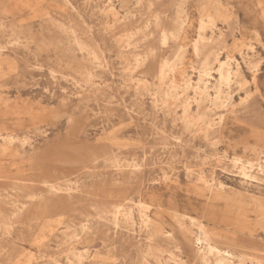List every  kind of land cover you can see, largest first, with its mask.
Segmentation results:
<instances>
[{
	"label": "rangeland",
	"instance_id": "374dc122",
	"mask_svg": "<svg viewBox=\"0 0 264 264\" xmlns=\"http://www.w3.org/2000/svg\"><path fill=\"white\" fill-rule=\"evenodd\" d=\"M181 44L184 73L160 74ZM211 47L240 68L218 104ZM233 198L264 205V0H0V264H143L142 205L163 263L178 250L161 232L193 264L202 227L264 264V220Z\"/></svg>",
	"mask_w": 264,
	"mask_h": 264
},
{
	"label": "bare ground",
	"instance_id": "6f19581e",
	"mask_svg": "<svg viewBox=\"0 0 264 264\" xmlns=\"http://www.w3.org/2000/svg\"><path fill=\"white\" fill-rule=\"evenodd\" d=\"M155 15H157V14H155ZM155 15H154V17H155L154 25L158 26L162 30L161 19L159 18V16H155ZM212 22H213V19L211 18V16L210 15L206 16V19H202L200 21V29L205 28L208 24H211ZM140 32H142L141 34H143L144 30H140L138 33H140ZM183 33H184L183 23L177 22V24L175 25V30L172 31L170 34H171L172 38L177 39V38H180V36ZM163 40H165L164 35H163ZM211 44H212L211 41H207V38H205L203 35H199V38L193 42V45H192L193 52L197 56L198 52L202 48H204L205 46H209ZM234 51H235V49H234ZM184 53H185V51H184L183 45L181 44V45L177 46L176 50L173 52L172 56L169 57L168 62L161 65V68H160L161 73L160 74L164 75V74H167V72L171 73L172 75L174 73H177V74L184 73V70L182 68L183 61H184ZM212 64L214 66H212ZM212 69H215L216 78H215V83H214L215 92H214V95L210 98V101L213 104H218L221 102L223 97H226V94H227V96L230 95V92H229L230 89L227 90L228 92L227 91L223 92V90L226 89V86L228 88L230 87L229 85L232 84V83L230 84V81L232 79L237 78V76H238L237 74H239L240 68L238 67V65H236L234 68L231 67L230 62H228V60L222 61L219 58V54H218L217 50H215L214 47H211L209 49V51L206 52V56L204 58L203 65H202L200 73H199V78L202 79L204 77L211 76V70ZM232 81H234V80H232ZM224 86H225V89H222V87H224ZM196 88L199 89L198 93H199L200 97L209 98L208 97L209 94L206 90V88H207L206 84L202 85V84L197 83ZM248 167H252L251 162H247V165L241 166V172L240 173L245 178L251 177L250 175H248V172L246 171ZM214 195L218 196L219 194L217 192H214ZM217 198H220V197H217ZM225 203H226L228 210L234 209V211L236 213L237 220L243 221V220L248 219V212H255V213L261 215V217H260L261 220H264V216H263L264 215V205L261 201L260 202L254 201L252 203V207H250V208H248L249 207L248 202L245 203V201H243L241 198H237V199L233 198L230 200H225ZM119 209L120 208H118L117 210H119ZM128 209H129V211H125L124 213L122 212L123 213L122 216H124L125 218L131 217L130 216L131 215V212H130L131 209L130 208H128ZM146 212L147 211H145V209L143 208V205H142V208L140 209V218H141L143 230H145V232L147 234V238L149 240L148 249L146 251L147 254L143 257V264H149L147 261L148 255H152L155 258H157V260L159 261L158 264H166L165 262L163 263V261H160V258H159V257L163 256V254H155V252H154L156 250L155 248L158 247V244L156 243L157 242V236L156 235H158V234H156V232L152 230V226H153L152 224L156 220L154 218H152ZM203 229L204 228L200 227L198 229L196 235L194 236V239H193V243H192L193 245H198L201 243L204 244V247H198L196 249V251H195V257H196L195 261L196 262H193V264L194 263H196V264H236L234 261L235 260L234 258L236 257V255L233 252H230L229 250L223 252L222 248H219L216 245L213 246L212 241L215 242L216 238L208 236L206 234V231H204ZM237 229H240L241 232L237 231L236 234H234L235 233L234 232L233 235H236V236H234V239L236 238L238 240L239 239L238 236H244L245 235L244 231L247 229V226L243 225L242 227H239ZM248 232H249L248 235H250L248 237H251L253 233L251 232L250 229H248ZM161 234L164 235V237H165L164 239H166L169 243L173 244L175 246V248L178 250V253L170 252V255H168V259L172 261L171 264H192L186 258H182V256H181V254H182L181 244L177 240V237L175 236V234L173 232L166 231V233L161 232ZM237 264H247V262H244L240 258L238 260Z\"/></svg>",
	"mask_w": 264,
	"mask_h": 264
}]
</instances>
